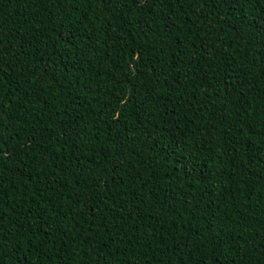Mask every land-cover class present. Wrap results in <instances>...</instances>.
<instances>
[{"label": "trees", "instance_id": "obj_1", "mask_svg": "<svg viewBox=\"0 0 264 264\" xmlns=\"http://www.w3.org/2000/svg\"><path fill=\"white\" fill-rule=\"evenodd\" d=\"M0 264H264V0H0Z\"/></svg>", "mask_w": 264, "mask_h": 264}]
</instances>
